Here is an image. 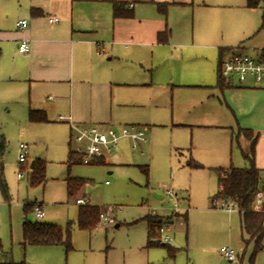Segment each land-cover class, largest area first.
I'll return each instance as SVG.
<instances>
[{"label":"crops","instance_id":"1","mask_svg":"<svg viewBox=\"0 0 264 264\" xmlns=\"http://www.w3.org/2000/svg\"><path fill=\"white\" fill-rule=\"evenodd\" d=\"M115 2L122 4V15L114 14ZM263 9L247 0H0V118L3 112L5 120L23 123L31 110L39 111L47 121L33 123H50L70 135V121L60 116L78 124L147 127L159 122L156 109L164 107L171 108L173 127L228 133L214 123L221 117L217 108L240 106L237 93L264 97V85L224 80L223 87L219 64L238 47L245 51L249 41L253 52L264 48ZM19 19L28 26L18 29ZM22 39L30 43L27 53L19 51ZM148 108L154 113L148 115ZM128 141L117 148L116 162L131 147ZM249 146H241L242 156ZM260 151L258 142L262 188ZM159 242L149 247H164L163 257L176 264L179 247L169 244L172 256Z\"/></svg>","mask_w":264,"mask_h":264},{"label":"rangeland","instance_id":"2","mask_svg":"<svg viewBox=\"0 0 264 264\" xmlns=\"http://www.w3.org/2000/svg\"><path fill=\"white\" fill-rule=\"evenodd\" d=\"M263 5L264 0L260 3ZM252 44H245V52L255 54L249 48ZM236 98L240 106L216 110L221 117L214 123L225 126L228 133L223 128L173 127L171 108L156 109L159 122L147 126L146 142L133 149L128 141L131 147H126L119 163L114 156L117 149L104 163H71V134L50 123L8 121L2 112L0 140L6 141V147L0 161L7 193L0 186V264H174L169 255L163 257L164 247L148 246L147 220L151 215L167 218L173 214L178 216L173 220L174 239L170 244L179 247L176 264H193V259L196 264H264V234L260 240L252 238L242 230L238 210L230 213L211 205L219 190V177L212 169L248 165L241 146L248 147L251 141L244 135L237 137L241 128L253 131L258 137L255 148L259 142L260 152H264V97L237 93ZM154 111L148 108V115ZM20 143L29 151L24 163L19 162ZM224 150L225 156L215 153ZM191 158L204 168L191 166ZM35 159L46 161V181L32 186L28 177ZM70 177L83 180L73 187V194L69 192ZM170 189L174 196L167 194ZM78 197H85L101 212L109 209L114 222L80 228L83 205L76 203ZM36 203L42 205L44 217H37L33 208ZM27 204L33 207L26 210ZM229 214L234 219H229ZM26 220L61 226L70 249L65 245H23ZM189 238L194 256L188 251ZM224 246L236 250V260L223 255Z\"/></svg>","mask_w":264,"mask_h":264},{"label":"trees","instance_id":"3","mask_svg":"<svg viewBox=\"0 0 264 264\" xmlns=\"http://www.w3.org/2000/svg\"><path fill=\"white\" fill-rule=\"evenodd\" d=\"M263 0H247L249 7H257ZM122 6L121 3H114V14L116 16L122 15L120 13L119 7ZM124 15V14H123ZM263 26H264V9H263ZM161 39V38H160ZM219 81L224 87V76L221 73V62L219 64ZM29 119L32 122H45L47 121L46 116L43 112L31 110L29 114ZM244 135L247 138L250 137L249 149L242 150L243 157L247 161V166L236 167L231 165L228 168H213L219 177V190L215 196H221L226 199H235L238 203L240 209V220L241 228L247 231L252 238H257L260 240L261 236L264 234V205L261 211H254L251 209L252 201L254 195L259 188V183L261 179V170L256 166L255 162V147L257 142V136L253 135V131L247 128H241L238 132V136ZM3 139V138H1ZM6 147V141L0 140V153H3ZM71 163H81L79 157L71 152V158L69 160ZM104 163L103 160L96 164ZM189 164L195 168H204V165L196 162L194 159H190ZM24 167H21V171ZM29 183L32 186L44 183L46 181V161L41 159H35L34 165L31 167V172L29 174ZM83 180H78L76 178L70 177L68 179L69 192L73 194L76 190L73 188L78 185ZM0 186L3 193H7V184L3 178V165L0 161ZM262 190L264 192V183L262 185ZM32 204L25 205V209H31ZM34 208V207H33ZM101 209L97 206L83 205L80 208L78 224L80 228H92L96 227L99 222ZM187 213L184 217L187 221ZM169 218V217H168ZM167 218L162 216H149L147 218L149 231H148V246L154 245L156 242L160 243L157 238H160V232L157 234L160 226L166 221ZM65 240V233L61 226L45 223V222H31L24 221L23 223V245H65L66 248L70 249V242ZM260 241L257 242L259 244ZM168 248L170 254L173 256V249L169 244H164ZM2 242L0 240V251H2Z\"/></svg>","mask_w":264,"mask_h":264},{"label":"built area","instance_id":"4","mask_svg":"<svg viewBox=\"0 0 264 264\" xmlns=\"http://www.w3.org/2000/svg\"><path fill=\"white\" fill-rule=\"evenodd\" d=\"M57 21V18L50 19ZM18 29H24L28 26V20L19 19L16 22ZM30 50V43L26 39H22L19 45V51L27 53ZM221 73L231 84L241 85L252 79L257 86H261L264 80V48L259 49L255 54L245 52L238 47L234 52L230 53L221 60ZM60 120L70 121L71 127V152L79 157L82 164H96L99 161H106V158L118 148L121 141L127 139L131 142L132 148L136 149L141 143L146 142L147 127L135 124L115 125L108 124H78L71 121L70 116H60ZM28 158V147L24 143L19 145V162L24 163ZM21 172L18 173L20 177ZM167 194L174 196L173 190H167ZM76 203L81 205H90V201L85 197L76 198ZM213 208L223 211L232 212L240 211L238 203L235 199H226L221 196H214L211 201ZM264 205V192L261 187L258 188L252 201L251 209L261 211ZM34 210L38 218L43 217L44 210L41 204H35ZM180 216V215H179ZM99 222L113 223L114 218L110 215V210L100 213ZM178 216L166 219L160 226V238L165 244L173 242L175 220ZM174 220V222H173ZM223 255L230 261L237 258L236 250L229 246L221 248Z\"/></svg>","mask_w":264,"mask_h":264},{"label":"water","instance_id":"5","mask_svg":"<svg viewBox=\"0 0 264 264\" xmlns=\"http://www.w3.org/2000/svg\"><path fill=\"white\" fill-rule=\"evenodd\" d=\"M33 165H34V161L32 162L31 167H33Z\"/></svg>","mask_w":264,"mask_h":264}]
</instances>
